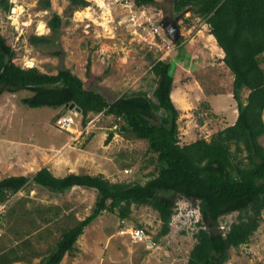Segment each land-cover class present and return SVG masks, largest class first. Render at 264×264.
<instances>
[{
  "label": "trees",
  "instance_id": "1",
  "mask_svg": "<svg viewBox=\"0 0 264 264\" xmlns=\"http://www.w3.org/2000/svg\"><path fill=\"white\" fill-rule=\"evenodd\" d=\"M67 1L65 14L89 6L86 0ZM156 1L132 0L137 7L154 6ZM38 3L50 9L49 0ZM10 9L9 0H0V10L7 13ZM171 11L174 16L190 11L208 26L209 35L224 53L222 63L233 76L231 94L237 111L235 122L209 140L200 138L184 145L180 144L177 124L180 110L171 99V56L159 60L160 52L146 45L156 56L149 54L150 73L155 77L151 95L124 93L107 102L101 94L86 89L69 69H58L53 75L16 65V54L0 33V96L27 91L30 95L22 99L27 108H65L59 117L76 111L83 125L90 114L112 117L114 131L108 132L105 143L114 133L144 142L143 161L152 166L144 183L112 182L103 174L56 177L47 167L29 176L0 179V205L5 204L0 222V264H30L37 258V264H60L65 255L72 257L78 252L79 237L95 220L111 214L117 218L120 231L125 227L122 222H131L132 207L149 206L157 212L161 222L157 237H163L170 231L175 209L171 195L196 202L200 214L186 264H225L230 250L248 243L258 229L264 210V147L259 142L264 136V0H172ZM68 23L53 13L46 23L49 33L29 36V44L51 56L63 55L58 49L59 36ZM180 43L181 39L175 47L179 49ZM85 75L92 76L90 58ZM244 91L248 92L245 99ZM29 184L56 197L74 187L93 190L96 196L90 213L77 220L67 202L27 208L28 199L18 194ZM233 212L237 218L226 229H219L221 217ZM53 228L58 234L49 242ZM6 234L10 238L1 242ZM44 240L45 248L38 250L36 246Z\"/></svg>",
  "mask_w": 264,
  "mask_h": 264
},
{
  "label": "rangeland",
  "instance_id": "2",
  "mask_svg": "<svg viewBox=\"0 0 264 264\" xmlns=\"http://www.w3.org/2000/svg\"><path fill=\"white\" fill-rule=\"evenodd\" d=\"M49 1L47 10L38 0H9L10 11L0 10V33L14 50L16 65L36 67L53 75L58 69H69L84 82L86 89L101 94L107 102L124 93L143 91L151 95L155 77L150 73L149 54L156 56L142 41L144 36L135 34L127 23L132 0H86L89 6L72 14L64 13L67 0ZM171 6L172 0H157L146 11L159 27L165 18L175 17ZM53 13L63 16L64 22L69 20L61 28L58 49L63 55L59 57L37 50L28 42L31 35L49 33L46 23ZM178 26L181 43L170 54L174 68L171 99L180 110L177 124L180 144L184 145L200 138L209 140L215 132L235 122L237 111L231 95L233 76L218 59L223 51L209 35L208 26L190 11L183 13ZM88 58L91 78L85 75ZM262 60L264 69V56ZM247 93L243 92L244 99ZM29 95L27 91H19L0 96V179L29 176L47 167L56 177L83 173L103 174L112 182L148 180L146 174L152 166L143 161L144 142L114 133L112 140L105 143L108 132L114 131L110 127L114 126L112 117L90 114L83 125L77 114L68 134L56 125V118L66 112L65 108H27L22 99ZM259 142L264 147V136ZM18 196L28 199L27 208L61 206L67 202L69 210H74L75 219L81 220L90 213L96 193L74 187L56 197L29 184ZM171 199L175 209L167 235L157 237L161 222L149 206L132 207L128 224L145 229L147 239L142 242L119 234L117 218L105 214L79 237L78 252L72 257L65 255L60 264H186L195 243L200 214L196 202L176 195H171ZM236 218V212L221 217L219 229H226ZM261 219L248 243L232 248L225 264H264V210ZM52 230L55 233L48 238L49 242L58 234L55 228ZM2 237L1 242L10 238L9 234ZM44 241H39L38 250L45 248L47 240ZM38 261L39 258L33 259L30 264Z\"/></svg>",
  "mask_w": 264,
  "mask_h": 264
},
{
  "label": "built area",
  "instance_id": "3",
  "mask_svg": "<svg viewBox=\"0 0 264 264\" xmlns=\"http://www.w3.org/2000/svg\"><path fill=\"white\" fill-rule=\"evenodd\" d=\"M151 7H137L131 4L128 9L127 23L133 29V32L138 33L143 37V40L150 48L160 51L159 60H165L170 57L171 52L174 50V43L166 36L162 29L161 22L159 27L156 26L147 14L148 9ZM149 9V10H150ZM159 28V30H158ZM147 34V35H145ZM75 112V113H72ZM56 119V125L60 130L71 131L76 111H72ZM5 213V204L0 205V222L1 216ZM125 227L119 231V234L129 235L130 239L134 242H142L147 239V234L144 228L128 225L129 223L122 222ZM131 226V227H130ZM1 236V227H0Z\"/></svg>",
  "mask_w": 264,
  "mask_h": 264
},
{
  "label": "water",
  "instance_id": "4",
  "mask_svg": "<svg viewBox=\"0 0 264 264\" xmlns=\"http://www.w3.org/2000/svg\"><path fill=\"white\" fill-rule=\"evenodd\" d=\"M181 14L177 15L172 18H165L161 22V26L163 31L165 32L166 36L171 40V41H178L180 38V28L178 26V20L180 19ZM73 107V105H70V109ZM121 131L123 130L122 128L120 129Z\"/></svg>",
  "mask_w": 264,
  "mask_h": 264
},
{
  "label": "crops",
  "instance_id": "5",
  "mask_svg": "<svg viewBox=\"0 0 264 264\" xmlns=\"http://www.w3.org/2000/svg\"><path fill=\"white\" fill-rule=\"evenodd\" d=\"M212 37V36H211ZM220 51L222 52V50L220 49ZM219 52L216 51V54L218 55ZM224 56V53L222 52V56H220L218 59H222V57Z\"/></svg>",
  "mask_w": 264,
  "mask_h": 264
},
{
  "label": "clouds",
  "instance_id": "6",
  "mask_svg": "<svg viewBox=\"0 0 264 264\" xmlns=\"http://www.w3.org/2000/svg\"><path fill=\"white\" fill-rule=\"evenodd\" d=\"M180 38H181V35H180ZM180 38H179V40H180ZM179 40H178V41H179ZM172 42H173V43H176L177 41H176V42L172 41ZM177 47H178V46H177ZM231 95H232V94H231ZM125 172H128V171L125 170Z\"/></svg>",
  "mask_w": 264,
  "mask_h": 264
}]
</instances>
